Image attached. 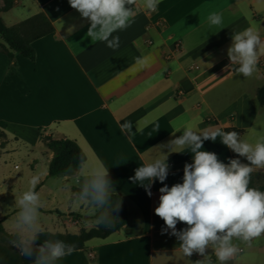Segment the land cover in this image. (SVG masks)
Here are the masks:
<instances>
[{"label":"crops","instance_id":"obj_1","mask_svg":"<svg viewBox=\"0 0 264 264\" xmlns=\"http://www.w3.org/2000/svg\"><path fill=\"white\" fill-rule=\"evenodd\" d=\"M135 9L134 23L113 33L120 38L115 51L104 42H91L86 36L88 21L68 0H16L12 10L0 13L1 17L13 14L11 24L5 22L8 26L44 13L55 28L33 42L35 61L17 54L11 60L0 53V130L7 138L10 123L36 130L44 147L45 136L76 141L89 169L101 163L109 169L115 194L123 197L129 209L122 230L105 240L89 241L85 250L74 251L57 264H195L203 260L196 253L186 257L175 236L161 234L165 225L154 209L164 185L155 181L149 197L144 187L129 178L140 165L162 158L163 152L170 165L164 183L171 187L183 182L184 165L192 163L190 149L169 153L161 147L182 134H172L173 120L177 126L197 131L243 129L241 139L248 141L261 119L264 107L256 92L264 85V57L258 72L245 78L236 73L238 65L230 64L227 49L233 32L248 27L264 38V0H160L156 12L146 11L143 0H137ZM212 12L222 14L223 29L209 28L207 17ZM0 44L6 45L1 37ZM137 57H147L149 67L140 69ZM125 121L133 124L130 137L120 130ZM203 150L217 153L225 163L236 158L219 137L216 142L205 141ZM53 156L46 148L48 172ZM33 164L36 168L39 161L33 159ZM59 178L71 189L79 188L80 169ZM37 192L41 215L51 218L48 224L40 221L41 232L78 234L97 225L92 218L95 212L79 203L74 192L72 206L63 209L56 206L58 191L40 188ZM16 212L17 206L7 217ZM76 213L81 218L74 221ZM66 225L78 230L67 231ZM185 226L178 223L177 229ZM4 228L18 235L16 227ZM239 247L241 251L228 264H245L235 261L243 253L241 243ZM208 255L212 264H219L211 249Z\"/></svg>","mask_w":264,"mask_h":264},{"label":"clouds","instance_id":"obj_2","mask_svg":"<svg viewBox=\"0 0 264 264\" xmlns=\"http://www.w3.org/2000/svg\"><path fill=\"white\" fill-rule=\"evenodd\" d=\"M68 3L82 19L88 21L86 36L91 42H104L114 51L120 46V38L113 33L126 30L137 15V0H68ZM143 3L146 11L156 12L160 0H143ZM207 23L209 28H224L220 13H210ZM227 56L230 64L238 65L235 69L237 74L253 77L259 70L260 58L264 57V38L251 27L233 32ZM136 64L140 69H146L149 59L137 57ZM171 123L175 127L172 134H182L161 147H167L169 153L190 149L192 163L184 165L183 182L171 187L164 183L170 165L168 155L163 152L162 158H154L136 168L135 175L129 179L144 187L149 197L155 181L164 185L159 189V204L154 212L165 225L161 234L175 236L186 257L196 253L204 259L197 260L195 264H205V260L212 264L208 259V250L211 249L219 264H228L241 251L234 241L251 247L254 240L264 236V191L250 187L253 172L264 169V137L252 144L241 139L237 131L219 128L197 131L192 127L177 126L176 120ZM132 127L131 121L120 124L121 132L129 137L133 135ZM218 137L222 145L236 154V158H229L225 163L217 153L203 150L205 141L216 142ZM80 172L76 200L99 213L96 218L98 225H109V214L103 210L110 208L111 215L113 210H120V203L112 207L111 199L116 191L109 169L102 163L89 169L86 162L81 161ZM29 183V189L15 200L18 235L13 244L22 256L34 257L32 264H57V261L71 255L75 246L58 239L37 243L41 235V197L36 191L40 176L34 175ZM178 223L186 226L178 230Z\"/></svg>","mask_w":264,"mask_h":264},{"label":"trees","instance_id":"obj_3","mask_svg":"<svg viewBox=\"0 0 264 264\" xmlns=\"http://www.w3.org/2000/svg\"><path fill=\"white\" fill-rule=\"evenodd\" d=\"M16 6V0H0V13L8 12ZM55 30L52 22L46 17L44 13L33 16L23 22L8 26L0 15V37L6 45L0 44V53L6 55L13 60L15 55L22 56L31 61L36 60V50L33 47V42L41 39ZM258 103L264 107V85L259 87L256 92ZM218 124L217 121H215ZM224 131H237L240 136L245 135L246 131L237 129L235 127L225 128ZM0 137L6 138V134L0 130ZM43 143L47 149L53 152L54 156L49 164L48 177H62L75 174L81 165V161L86 162V155L78 143L74 140L63 138L54 139L53 137H43ZM7 142L1 143L4 148ZM250 187L257 188L264 191V172L254 171L251 176ZM73 192L76 194L79 188L73 187ZM112 207L120 203L119 211H112L107 208L103 211L108 212L110 217L109 225H96L90 230L82 229L78 234H61L51 233L48 231L41 232L39 241L42 243L46 239L63 240L65 243L73 244L74 251L85 250L87 243L93 239L105 240L116 232L122 230L128 223L129 209L128 205L119 194H113L111 199ZM99 213L95 212L93 219L96 220ZM0 234L5 235L11 240H16L17 235H10L3 226V220H0ZM73 251V252H74ZM32 259L22 256L14 249L7 247H0V264H32Z\"/></svg>","mask_w":264,"mask_h":264},{"label":"rangeland","instance_id":"obj_4","mask_svg":"<svg viewBox=\"0 0 264 264\" xmlns=\"http://www.w3.org/2000/svg\"><path fill=\"white\" fill-rule=\"evenodd\" d=\"M17 13V12H15ZM7 24H11L13 17L12 13L3 14ZM234 84V85H233ZM232 87L238 85V83H233ZM260 121L256 125L255 130H253L251 137L247 142L255 144L257 140L264 137V109L260 113ZM6 133L9 138L0 137V220H5V227H16V217L15 215H10L9 211L15 206V200L24 191H27L30 187V179L34 175L40 176V183L36 187V191L40 188L43 190H54L60 193L59 202L56 203L57 208L63 209L65 205L72 206L70 201L73 190L70 185H65L59 177H48V167L44 153L46 148L40 141V134L36 130L21 127L17 123H10L6 128ZM7 142L5 147L1 146V143ZM33 159L39 161L36 168H33L35 164L31 165ZM242 162L247 163V161L240 157ZM228 161V160H227ZM226 161V163H227ZM19 166L15 169V166ZM257 171L264 172V169H259ZM46 174V175H45ZM45 200V197H42ZM61 200V201H60ZM47 203L46 201H44ZM81 203V202H79ZM76 208L80 210V205L76 204ZM73 220H79L81 214H74ZM40 221L48 224L51 222L49 216H42L40 213ZM72 225V222H70ZM78 227V223L74 225ZM71 226L66 225L65 229L67 231L71 230ZM74 228L72 232L78 229ZM82 228V227H81ZM14 240L7 238L5 235L0 234V247H7L14 249L15 251H20L14 246ZM240 244L239 241H234ZM243 248V253L240 254L238 259L235 261H243L245 264H264V236L254 240L251 247H248L241 243Z\"/></svg>","mask_w":264,"mask_h":264},{"label":"built area","instance_id":"obj_5","mask_svg":"<svg viewBox=\"0 0 264 264\" xmlns=\"http://www.w3.org/2000/svg\"><path fill=\"white\" fill-rule=\"evenodd\" d=\"M179 46H181V45H178V47H179ZM18 168H19V166L16 165V166H15V169H18ZM68 226H71V225H68Z\"/></svg>","mask_w":264,"mask_h":264}]
</instances>
